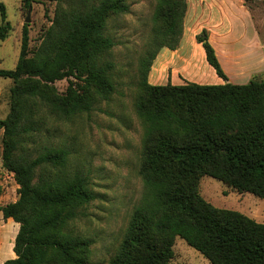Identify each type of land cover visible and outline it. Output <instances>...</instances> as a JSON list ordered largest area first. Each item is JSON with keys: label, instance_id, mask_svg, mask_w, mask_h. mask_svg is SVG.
<instances>
[{"label": "trees", "instance_id": "16d2710c", "mask_svg": "<svg viewBox=\"0 0 264 264\" xmlns=\"http://www.w3.org/2000/svg\"><path fill=\"white\" fill-rule=\"evenodd\" d=\"M34 0H24L30 7ZM128 10L126 0H100L58 8L40 45L29 53V28L22 27L21 50L13 69L1 77L16 81L11 112L0 119L2 164L13 173L18 198L0 207L19 223L13 250L2 264H88L92 239L68 229L95 198L88 173L67 168V147H46L35 157L23 152L38 102L62 118L90 111L97 98L115 91L105 34L111 14ZM187 0H157L153 38L139 59L140 94L135 110L145 126L144 191L110 264H171L179 236L211 264H264V222L239 210L214 205L200 193L212 176L238 192L264 199V78L235 83L221 64L207 28L196 40L223 83L186 81L153 84L152 64L163 47L176 49L184 30ZM162 22V23H161ZM11 24L0 1V39ZM70 79L65 94L49 83ZM38 169L40 172L37 173Z\"/></svg>", "mask_w": 264, "mask_h": 264}, {"label": "rangeland", "instance_id": "374dc122", "mask_svg": "<svg viewBox=\"0 0 264 264\" xmlns=\"http://www.w3.org/2000/svg\"><path fill=\"white\" fill-rule=\"evenodd\" d=\"M0 1L6 6L11 24L8 36L0 39V68L13 69L20 57L24 23L29 28L28 57H31L58 8L70 9L100 0H34L30 7L24 0ZM126 3V12L111 14L106 20L105 34L115 41L109 53L115 63L111 71L115 91L111 98H97L90 111L68 118L51 113L47 106L38 102L36 112L30 116L34 130L23 144V152L30 157L46 147H67L70 151L67 168L88 173L89 187L95 198L83 205L84 214L68 226L74 233L92 239L88 264H110L144 191L140 168L144 161L145 126L135 110V100L141 92L139 59L157 25L153 17L157 0H126ZM199 14L198 25L185 24L186 17L188 23ZM28 16L29 21H26ZM185 18L184 39L194 34L195 26L206 24L212 28L210 41L229 81L245 83L253 77L264 78V0H187ZM194 53L197 57L198 52L194 50ZM204 61L213 73L212 77L204 71L208 84L223 83L213 67ZM185 73L188 79L195 78L191 70ZM70 79L76 81L73 77ZM70 79L56 80L49 86L55 93L65 94ZM15 84L14 79L0 76V119L11 112ZM2 139L3 128L0 129V168H4L3 173L9 181L4 187L0 186V207L18 198L14 175L2 164ZM200 193L216 206L239 210L264 222V199L250 192H238L204 175L200 180ZM18 229L19 223L13 218L5 219L0 210V234L4 238L6 233L8 235V242L3 244L5 260L16 257L13 246ZM171 264L211 263L178 236Z\"/></svg>", "mask_w": 264, "mask_h": 264}, {"label": "crops", "instance_id": "0c3cea01", "mask_svg": "<svg viewBox=\"0 0 264 264\" xmlns=\"http://www.w3.org/2000/svg\"><path fill=\"white\" fill-rule=\"evenodd\" d=\"M199 16L200 14L196 15L188 23L186 17L185 24L189 26L190 24L198 25L197 20L198 18H200ZM204 27L210 30L211 40L212 28H209V25L202 24L200 26L194 27V34L190 38H181L182 40L180 41V45L178 48L170 49L168 47H163L159 51L149 72V81L151 83L166 84L167 82H170L172 84H182L186 81H195L198 83L209 82L206 78L207 74L213 77V73L211 69L207 65H205L204 60H206V56L204 48L202 44L196 40L195 37L198 31ZM194 50L198 52L197 57L195 56ZM188 70H191L192 73L195 74V78L188 79V77H186L185 72ZM204 71L207 74H204ZM3 172L4 168L3 170L0 168V186L4 187L5 185H7L9 180L7 178V174ZM5 242H8L7 233L5 238L0 234V264L5 261V246H3Z\"/></svg>", "mask_w": 264, "mask_h": 264}, {"label": "water", "instance_id": "95a60500", "mask_svg": "<svg viewBox=\"0 0 264 264\" xmlns=\"http://www.w3.org/2000/svg\"><path fill=\"white\" fill-rule=\"evenodd\" d=\"M26 21H29V16L26 18ZM227 81H229V80H227Z\"/></svg>", "mask_w": 264, "mask_h": 264}]
</instances>
